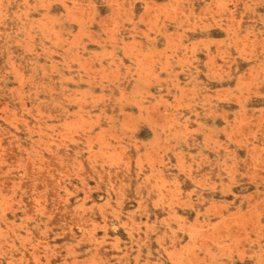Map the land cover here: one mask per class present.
I'll return each instance as SVG.
<instances>
[{
  "label": "rangeland",
  "instance_id": "1",
  "mask_svg": "<svg viewBox=\"0 0 264 264\" xmlns=\"http://www.w3.org/2000/svg\"><path fill=\"white\" fill-rule=\"evenodd\" d=\"M0 264H264V0H0Z\"/></svg>",
  "mask_w": 264,
  "mask_h": 264
}]
</instances>
